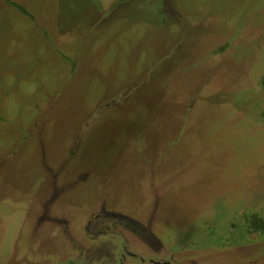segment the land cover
Instances as JSON below:
<instances>
[{
  "label": "rangeland",
  "instance_id": "obj_1",
  "mask_svg": "<svg viewBox=\"0 0 264 264\" xmlns=\"http://www.w3.org/2000/svg\"><path fill=\"white\" fill-rule=\"evenodd\" d=\"M13 1L31 18L0 0L1 256L13 248L17 264L24 210L76 137L53 205L73 226L103 202L137 220L155 200L153 229L173 252L224 243L242 211L261 212L264 0ZM123 85V105L96 114ZM37 119L39 138L12 144ZM58 241L18 264H64Z\"/></svg>",
  "mask_w": 264,
  "mask_h": 264
},
{
  "label": "flooded vegetation",
  "instance_id": "obj_2",
  "mask_svg": "<svg viewBox=\"0 0 264 264\" xmlns=\"http://www.w3.org/2000/svg\"><path fill=\"white\" fill-rule=\"evenodd\" d=\"M68 62L69 65H74L71 60ZM123 87L124 85L110 99L105 97L101 100L95 113L98 114L99 110L108 105H123L126 95L130 93V89ZM33 122L31 126L17 125L18 133L15 137L18 138L12 144L22 143L28 138L26 136H29V133L39 138L38 119ZM79 139L80 137H76L56 164L48 165L45 169L48 188L43 196L31 195V202L24 210L21 224L28 230V236L25 234L28 240L22 241L25 247L17 246L19 257L17 254L13 255V260H17V264L20 260H27V255L33 256L34 250H40L41 253L50 249L55 251L60 246L58 239L62 243L60 249H67V255H71L64 264H264V250L252 253L254 247L264 244V229L251 226L249 217L255 214L264 218V207L260 208L261 212L245 208V212L242 211L245 214L240 215L237 222L230 223L228 238L224 243L218 240L210 244L208 243L210 237H205L203 240L207 242L201 246H184L187 248L180 247L173 252L167 251L162 239L153 229L155 200L154 203L153 201L150 203L144 216L137 219L139 222L130 217L132 214L124 209L110 208L104 206L103 202L91 209L83 220L73 226L63 216L61 210L53 208V205L61 197L60 193L66 191V183H59L62 180L58 181V177L71 156L78 151ZM16 147L11 146L10 151L5 153L6 158L15 155ZM144 161L145 167L149 170L148 175L153 176L155 164L151 162V156H146ZM150 182L152 184V181ZM2 183L0 181V195L4 192ZM85 239L89 241L99 239V243L97 246L84 245L82 241ZM11 253H16L15 249H10V253L6 251L5 256L0 255V264L14 263L10 259ZM42 261V264H51L48 259Z\"/></svg>",
  "mask_w": 264,
  "mask_h": 264
},
{
  "label": "trees",
  "instance_id": "obj_3",
  "mask_svg": "<svg viewBox=\"0 0 264 264\" xmlns=\"http://www.w3.org/2000/svg\"><path fill=\"white\" fill-rule=\"evenodd\" d=\"M5 3L9 6H13L16 8L20 13L27 14L30 18L31 16L27 13L26 9L19 3L14 2L13 0H4ZM262 83L264 84V76H262ZM250 217V222L251 226L254 228H260L264 229V218H260L259 216L252 214L249 216Z\"/></svg>",
  "mask_w": 264,
  "mask_h": 264
}]
</instances>
